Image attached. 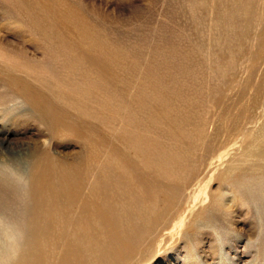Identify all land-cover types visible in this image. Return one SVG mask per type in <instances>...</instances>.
Returning a JSON list of instances; mask_svg holds the SVG:
<instances>
[{"label": "rangeland", "instance_id": "1", "mask_svg": "<svg viewBox=\"0 0 264 264\" xmlns=\"http://www.w3.org/2000/svg\"><path fill=\"white\" fill-rule=\"evenodd\" d=\"M0 144V264H264V0H0Z\"/></svg>", "mask_w": 264, "mask_h": 264}, {"label": "bare ground", "instance_id": "2", "mask_svg": "<svg viewBox=\"0 0 264 264\" xmlns=\"http://www.w3.org/2000/svg\"><path fill=\"white\" fill-rule=\"evenodd\" d=\"M2 147V144H0V148ZM3 171V170H2ZM17 176L19 175V174H17V173H15ZM32 182H33V180H32ZM28 185L30 184V182H29V180H28V183H27ZM32 184V183H31ZM43 189V188H42ZM11 245V244H10ZM12 247V246H11ZM14 248V247H13Z\"/></svg>", "mask_w": 264, "mask_h": 264}]
</instances>
